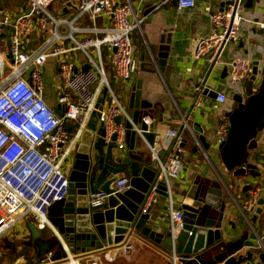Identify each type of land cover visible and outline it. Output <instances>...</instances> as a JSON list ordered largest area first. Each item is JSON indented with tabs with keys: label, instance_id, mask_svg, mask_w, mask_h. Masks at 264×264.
<instances>
[{
	"label": "built area",
	"instance_id": "built-area-1",
	"mask_svg": "<svg viewBox=\"0 0 264 264\" xmlns=\"http://www.w3.org/2000/svg\"><path fill=\"white\" fill-rule=\"evenodd\" d=\"M54 1L26 0L30 12L15 15L14 23L8 11L0 10V33L9 32L6 51L0 49V237L29 215L35 217L39 228L49 225L46 208L66 194V161L86 130L102 88H105L109 102L100 112L105 142L109 143L115 136L118 149L123 150L126 122L132 125V131L137 136L143 138L144 131L139 125L132 124L121 96L110 86L102 61V48L106 47L110 51L109 61L114 77L121 82L132 79L139 65L134 55L132 34L141 29L144 17L135 12L131 0H77L78 10L70 18L52 14L48 10ZM241 5L240 0H230L222 9L212 10L205 6L204 11L209 16L212 29L193 41L194 57L205 59L212 68L216 65L226 66L227 80L231 85L240 84L241 79H246L253 69L252 60L247 57H234L228 61L222 59L225 47L237 40L244 21ZM195 6L196 0H176L178 11ZM98 17L108 18L109 26L97 30L94 26ZM81 20H86L91 26L81 27L78 24ZM32 22L35 23V31H47L49 36L39 49L25 51L24 44L32 33ZM10 26H13V31H9ZM95 31H100L101 35H80ZM72 51H80L90 67L86 70L76 68L73 59L67 56ZM49 57L59 58L60 93L57 101L64 108L62 115H56L42 96L43 66ZM29 68L31 70L25 77ZM206 87L205 84L194 86L191 113L201 105L200 96ZM226 99L224 92L217 91L212 108L217 110ZM117 117L122 123H115ZM71 121L77 123L73 136L67 128ZM141 122L146 129L152 123L148 117H143ZM181 126L183 129L188 128V118L181 121ZM228 129L229 123L223 116L215 131L216 144L226 140ZM158 143L160 147H157V143L147 144L156 170L144 194L140 213L148 214L150 207L158 201L160 196L156 191L158 185L162 184L166 195L170 249L166 251L139 236L132 239L154 250L164 264H184L185 259L176 252V240L184 228L181 207L185 204L177 202L173 196V182L182 177L184 170L183 141L177 130L163 129L159 131ZM161 152L164 153L162 157ZM257 167L260 171L264 170V160L257 163ZM129 181L128 177H120L113 186L112 194L128 189ZM261 191V187H255L247 192V198L234 201L241 218L249 224L250 229L249 214ZM107 197L102 192L90 193L88 209H101ZM257 237L264 250V225Z\"/></svg>",
	"mask_w": 264,
	"mask_h": 264
},
{
	"label": "crops",
	"instance_id": "crops-1",
	"mask_svg": "<svg viewBox=\"0 0 264 264\" xmlns=\"http://www.w3.org/2000/svg\"><path fill=\"white\" fill-rule=\"evenodd\" d=\"M65 1L56 0L50 6L51 13L58 14ZM77 3V0H74ZM229 0H196V6L184 11L176 9V0H131L135 12L144 17L141 29L134 31L132 34V42L134 46V55L139 61L136 74L127 82L117 80L110 66V51L102 48V61L105 65L110 86L113 83L117 86L123 104L127 109L129 92L132 84L141 79L142 96L152 109L142 111L143 117H148L152 121L151 125L144 131L143 138L137 136L135 151L151 163L148 152V145L158 144L159 131L163 129L177 130L182 138V147L184 154L182 156L184 162V170L182 177L173 182L174 198L177 202H181L186 206L192 205V200L186 197L188 189L196 176L210 179L222 187L221 180H225L231 186V193L235 197V201H240L244 197L242 192L243 185L251 181L250 178L235 180L224 169L220 163L216 152L203 151L200 144L195 141V134L192 132V124L199 123L204 127L210 136H212L214 146L218 145L214 141L215 131L218 123L232 107L233 102L230 96L233 92L238 91L240 84H232L227 80V73L223 77V67L216 65L211 68L210 64L203 58H195L193 55V41L199 36L208 34L211 29V21L204 11L205 6H209L212 10L222 9L227 5ZM27 9L24 0H0V10L8 11L12 16L23 13ZM241 14L244 21L238 38L234 42H230L224 49L222 59L224 61L231 60L234 57L248 56L252 60H258L264 64V0H254L250 7L241 5ZM74 11L71 10L67 17H71ZM257 20V21H256ZM81 27H90L86 20L78 23ZM110 20L106 17H98L95 28L101 30L108 27ZM1 37L0 33V49L6 51L9 44V32ZM99 36L100 31L80 33V35ZM42 33L33 31L26 43L25 51H33L42 47L44 43ZM159 47H164L168 51L166 63L163 70L157 65L156 53ZM74 61L75 67L81 69L87 64L85 57L80 51H72L67 55ZM59 58H47L43 71L46 76L51 78V82L44 83L42 88V96L45 103L53 110L56 115H62L64 108L58 104L57 97L59 95L58 82V61ZM153 60V70L147 71L150 65L145 64L144 69L140 68L142 62H151ZM11 61V60H9ZM205 84L207 87L224 92L227 96L225 103L217 110L212 108L214 99L204 94L200 96V106L193 110L191 108L194 102L195 93L193 91L195 85ZM112 88V86H111ZM113 89V88H112ZM108 94L105 88L99 92L98 99L94 111L88 119V123L94 126L95 131L92 132V153L96 152L99 158L98 164L95 166L96 183L90 190L91 193L98 192L97 188L102 185L111 174L120 177H135L142 170L143 165L135 161L124 163L127 157V148L124 135V149L119 150L118 144L112 140L105 142L103 125L100 121V112L108 106ZM128 111V110H127ZM130 117L132 112L128 111ZM142 117V118H143ZM119 118V117H117ZM116 118V119H117ZM188 118V128L183 129L181 121ZM122 123V120L116 122ZM67 128L74 135L77 129L76 122H69ZM87 129V125H86ZM258 148L251 154H255L257 163L264 160V130L259 134ZM95 140V141H94ZM79 143H76L75 149ZM198 147L197 152L193 151L194 147ZM74 149V150H75ZM73 150V151H74ZM72 152V151H71ZM70 152V153H71ZM69 153V156H70ZM162 153V152H161ZM66 168L72 164V160L68 157ZM262 178L253 180V184L262 188L259 197L264 199V170H261ZM263 186V187H262ZM231 204V206H229ZM106 207H104L105 209ZM262 215L258 216L255 228L260 231L263 227L264 205ZM167 204L164 198L159 197L149 211V220L146 226H151L158 233H166ZM227 220L231 221V225H227L228 233L238 237L240 231L250 229L249 224L244 221L235 205V203L227 204ZM254 214H249V219ZM34 225L40 232L41 238H47L49 233L47 229L39 228L35 217L29 215L27 218L19 221L13 229L6 232L0 237V264H33V258L36 254L35 249L31 245L32 237L29 225ZM233 225V226H232ZM138 235H136L137 237ZM234 237V238H235ZM40 264H52L49 260L44 259ZM60 264H161L160 258L152 251L143 248L137 241L131 239L126 246L110 249L104 253L88 255L77 258V256L69 255V260Z\"/></svg>",
	"mask_w": 264,
	"mask_h": 264
},
{
	"label": "water",
	"instance_id": "water-1",
	"mask_svg": "<svg viewBox=\"0 0 264 264\" xmlns=\"http://www.w3.org/2000/svg\"><path fill=\"white\" fill-rule=\"evenodd\" d=\"M253 1L240 0L245 7H250ZM71 10L77 11L78 5L74 0H67L58 14L67 15ZM29 12L30 9L27 8L22 14ZM54 14L57 15L56 12ZM15 20L16 16H13L12 23ZM9 31H13V26L9 27ZM31 31H35L34 22L31 23ZM5 35L2 33L1 37ZM167 56V49L159 47L156 57L160 70L164 69ZM6 57L10 58L9 55ZM145 64L150 65L147 71L153 70V60L150 63L142 62L140 64L142 70ZM252 65L251 74L246 79H241L239 90L230 96L233 104L224 115L229 123L224 142L214 146L208 131L199 123L192 124L195 141L200 144L203 151L216 152L220 163L233 179H251L241 189L244 198L248 197V191L258 186L253 184V180L262 178L256 164V155H252L251 152L257 150L258 136L264 130V64L252 60ZM89 67V64H86L81 69L86 70ZM30 70L31 68L26 70L25 77ZM226 73L227 67L224 66L222 76L224 77ZM43 82H51V78L43 75ZM202 94L214 99L217 91L206 87ZM150 109L152 105L143 98L141 79H138L130 88L127 104V110L132 112V124L139 125L141 130L145 131L146 127L141 122L142 111ZM120 121V118L116 119V122ZM124 127L127 148L124 163L135 161L143 165L141 172L138 176L130 178L128 189L116 194H112L113 186L120 176L113 174L108 176L97 188L98 192L108 196L106 203L99 210H89L87 201L90 190L96 183L95 166L99 158L96 152L91 151L92 132L95 129L88 123L76 149L70 153L72 164L69 165V169L65 168L68 171L66 194L46 208L49 225L42 228L47 229L49 236L41 238L37 228L29 225L31 245L36 251L33 264H40L44 259L52 264H60L67 262L69 255L80 258L104 253L119 248L126 242L129 243L136 235L166 251L170 249L168 233L161 234L152 225L146 226L149 215L140 213L144 194L154 178L156 164L148 163L135 151L137 135L132 131L129 122H126ZM115 139L116 137L112 136V140ZM197 149L196 146L193 151L197 152ZM163 154L160 153V157ZM197 154L200 155V151ZM156 193L162 198L166 197L162 184L158 185ZM227 196V193L216 187L214 181L200 176L195 177L186 194V197L192 200V206L181 207L184 228L176 240V252L185 259L184 264H264V250L260 247L257 237L260 236L261 230L255 228L258 216L262 215L264 199L259 197L255 207L250 211L254 214L249 219L252 229H244L235 237V233L230 235L226 228L232 224L226 217L228 198L234 203L235 197L232 193ZM262 242L264 244V238Z\"/></svg>",
	"mask_w": 264,
	"mask_h": 264
},
{
	"label": "rangeland",
	"instance_id": "rangeland-1",
	"mask_svg": "<svg viewBox=\"0 0 264 264\" xmlns=\"http://www.w3.org/2000/svg\"><path fill=\"white\" fill-rule=\"evenodd\" d=\"M54 2H56V0H55ZM50 6H52V5H50ZM50 6L48 7V10H49V11H51V7H50ZM42 34L44 35V36H42V38H44V37L46 38V37L49 36V33H48L47 31L44 32V33H42ZM111 86H112L113 90H114L116 93H119V90L117 89V86H116V85H114V84L112 83ZM220 180H221V183H222V187L220 188V185L217 184L216 182H214V183L216 184V187H217L218 189L224 191L225 193H227V195L229 196V194H228L227 191H230V192H231V186H230L229 183H227L225 180H224V181H223L222 179H220ZM226 189H227V191H226ZM175 192H176V191L174 190V187H173V195H174ZM228 196H227V197H228ZM164 200H165V199H164ZM228 202L231 203V199L229 200V198H228ZM229 206H231V204H230ZM139 244L142 245L143 248H146V249L152 251L155 255H157V253H156L154 250H152L151 248H149V247H147V246H145V245H143V244H141V243H139ZM157 256L160 258L161 264H164L162 258H161L159 255H157Z\"/></svg>",
	"mask_w": 264,
	"mask_h": 264
},
{
	"label": "trees",
	"instance_id": "trees-1",
	"mask_svg": "<svg viewBox=\"0 0 264 264\" xmlns=\"http://www.w3.org/2000/svg\"><path fill=\"white\" fill-rule=\"evenodd\" d=\"M24 2H26V0H24ZM108 75H109V74H108ZM108 75H107V76H108ZM109 81H110V80H109ZM68 132L71 133V132L69 131V129H68Z\"/></svg>",
	"mask_w": 264,
	"mask_h": 264
}]
</instances>
